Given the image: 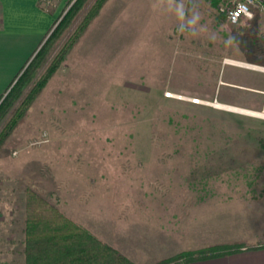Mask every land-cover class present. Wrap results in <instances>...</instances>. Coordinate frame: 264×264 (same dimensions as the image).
I'll return each instance as SVG.
<instances>
[{"label": "rangeland", "instance_id": "rangeland-1", "mask_svg": "<svg viewBox=\"0 0 264 264\" xmlns=\"http://www.w3.org/2000/svg\"><path fill=\"white\" fill-rule=\"evenodd\" d=\"M123 1L132 0L100 8L0 149V264H24L27 188L135 264L215 243L264 246V118L213 104L223 102L215 90L225 59L264 66V8L231 24L218 1L198 0L201 23L235 37L226 47L178 33L155 0ZM86 2L32 81L94 5ZM236 70L246 82L250 72ZM233 88L236 102L223 103L264 111L263 93Z\"/></svg>", "mask_w": 264, "mask_h": 264}, {"label": "trees", "instance_id": "trees-1", "mask_svg": "<svg viewBox=\"0 0 264 264\" xmlns=\"http://www.w3.org/2000/svg\"><path fill=\"white\" fill-rule=\"evenodd\" d=\"M86 1L80 0L78 5L74 3L68 9L48 40L37 50L27 66L22 67L16 76L15 84L0 102V123L9 114L0 131V149L107 0H94V5H91L74 32L68 36L51 62L49 61L41 77L32 81L57 48L56 39L61 35L63 28L74 22L83 9L79 7L87 3ZM240 28L248 33L250 25ZM18 98L19 103L15 106ZM23 234L21 241L18 242H21L23 247L20 253L24 257V264H135L121 251L74 222L55 204L31 188L26 189V220ZM242 247L244 245L241 243H215L201 250L182 252L173 259H166L157 264H174L179 259L187 263L236 252Z\"/></svg>", "mask_w": 264, "mask_h": 264}, {"label": "crops", "instance_id": "crops-1", "mask_svg": "<svg viewBox=\"0 0 264 264\" xmlns=\"http://www.w3.org/2000/svg\"><path fill=\"white\" fill-rule=\"evenodd\" d=\"M73 1L74 0H0V98L6 93L10 84H12L16 78V74H19L22 70V64L26 67V64H28L32 56L35 55L44 39L54 28L56 23L59 22ZM123 2L120 4L122 7L119 8L135 7V2L133 0L129 5H127V3H129L128 1ZM248 64L256 65L254 63ZM256 66H259V68L244 66L234 62H223L215 90L218 92V96L223 102H236L233 97V86H242L251 90H258L264 94V66ZM236 68H241L250 72H247L246 82H241L239 80V71L236 70ZM18 70L19 72H17ZM222 71L223 77L221 78ZM223 87L226 88L223 89ZM226 105L241 108H244V106L253 107L242 104H239L240 106L231 104ZM260 108L264 110V104ZM22 237L23 236L17 237V241H21ZM12 241L14 242V240ZM214 241L216 242L217 240L213 239L208 241L204 243L203 246H208ZM191 250L193 249L188 248L171 252L175 255ZM12 253L13 255L14 253L17 254V251L14 250ZM19 255L22 256L21 253H19ZM13 263L14 262L11 261L10 264ZM174 264H264V246L256 249L244 248L225 255Z\"/></svg>", "mask_w": 264, "mask_h": 264}, {"label": "clouds", "instance_id": "clouds-1", "mask_svg": "<svg viewBox=\"0 0 264 264\" xmlns=\"http://www.w3.org/2000/svg\"><path fill=\"white\" fill-rule=\"evenodd\" d=\"M153 9L162 10L175 17L178 33H187L196 37L202 33H208L209 39L215 42L217 39L222 40L226 47H230L235 42V37L231 34L225 39L219 37L217 33L210 32L206 23H201L203 17L200 11L198 0H155L152 4ZM239 11L235 14L239 16ZM251 18V13H248ZM255 116L264 115L262 113H254Z\"/></svg>", "mask_w": 264, "mask_h": 264}, {"label": "built area", "instance_id": "built-area-1", "mask_svg": "<svg viewBox=\"0 0 264 264\" xmlns=\"http://www.w3.org/2000/svg\"><path fill=\"white\" fill-rule=\"evenodd\" d=\"M219 3V10L223 12L231 24H238L242 21L249 20L254 17L255 8H264V0H216ZM239 11V16L235 15ZM248 13H251L249 18ZM232 59H225V62H231ZM29 63V62H28ZM167 96L171 97L174 94L167 92ZM196 103L203 101L195 99Z\"/></svg>", "mask_w": 264, "mask_h": 264}, {"label": "bare ground", "instance_id": "bare-ground-1", "mask_svg": "<svg viewBox=\"0 0 264 264\" xmlns=\"http://www.w3.org/2000/svg\"><path fill=\"white\" fill-rule=\"evenodd\" d=\"M231 62H234L236 64H240V65H244V66H250V67L259 68V66L257 67L256 65H250L248 63L240 62V61H236V60H232ZM213 104L216 107H219V108L233 110V111H238V112L247 113V114H251V115H254V113H262V114H264V112H261V111H255V110L245 109V108H241V107L230 106V105H226V104H223V103H220V102H216V101ZM259 117H263L264 118V115H261Z\"/></svg>", "mask_w": 264, "mask_h": 264}]
</instances>
